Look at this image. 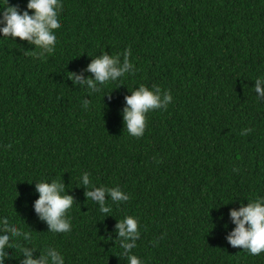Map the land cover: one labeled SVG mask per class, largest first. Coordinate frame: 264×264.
<instances>
[{
	"label": "trees",
	"instance_id": "obj_1",
	"mask_svg": "<svg viewBox=\"0 0 264 264\" xmlns=\"http://www.w3.org/2000/svg\"><path fill=\"white\" fill-rule=\"evenodd\" d=\"M62 3L53 51L0 37V217L30 233L6 246L4 264H23V247L33 258L56 248L64 264H128L115 225L129 215L143 264H264V252L225 239L229 209L264 196V96L253 87L264 77V0ZM125 50L133 71L98 92L69 78L91 79L86 66L102 53L122 64ZM140 85L172 100L146 114L137 138L122 108ZM52 180L73 198L66 233L33 209L36 182ZM101 185L129 200L106 193L110 212H100L85 192Z\"/></svg>",
	"mask_w": 264,
	"mask_h": 264
},
{
	"label": "clouds",
	"instance_id": "obj_2",
	"mask_svg": "<svg viewBox=\"0 0 264 264\" xmlns=\"http://www.w3.org/2000/svg\"><path fill=\"white\" fill-rule=\"evenodd\" d=\"M63 7L62 0H26L24 9L11 5L8 0H0V37H19L40 49V54L54 50L57 36L55 29L61 26L59 12ZM31 10V11H29ZM129 51L123 53V63L120 64L119 55L102 53L87 64L86 70L92 74L91 79H86L79 74L70 73L69 78L73 83L87 85L88 89L99 91L96 85H105L116 81L126 73L131 74L133 65L129 61ZM264 77L255 79L253 87L257 99L264 96ZM172 96L168 91L161 94L159 87L152 88L140 85L124 97L122 118L124 128L133 137H141L146 127V114L154 109H164L171 102ZM88 100H84L83 107L87 108ZM251 129H244L241 135H246ZM80 184L87 188L91 181L88 173H82ZM35 190L38 197L33 202V209L38 218L43 220L48 231L53 233H66L70 231L71 224L66 216L73 205V198L66 194L65 186L56 180L36 182ZM108 194L113 203L129 200V195L119 188H107L103 185L91 187L85 192L86 198L94 201L102 213H109L110 207L106 206L105 194ZM229 216L234 227L225 239L232 247H239L251 255L258 256L264 252V196H257L238 208L229 209ZM115 229L119 238L122 255L126 256L128 264H143L131 250L136 247L139 236L137 218L125 216L118 220ZM22 236L24 240L30 239L29 232H22L15 224H10L8 218L0 217V264H4L8 253L6 246H10L14 237ZM23 264H64L63 255L56 248H46L38 258H33L31 250L23 247Z\"/></svg>",
	"mask_w": 264,
	"mask_h": 264
}]
</instances>
